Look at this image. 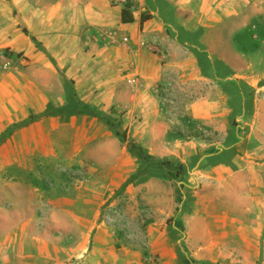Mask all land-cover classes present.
I'll use <instances>...</instances> for the list:
<instances>
[{
  "label": "rangeland",
  "instance_id": "1",
  "mask_svg": "<svg viewBox=\"0 0 264 264\" xmlns=\"http://www.w3.org/2000/svg\"><path fill=\"white\" fill-rule=\"evenodd\" d=\"M121 1L114 6L129 0ZM93 3L75 0L66 14L52 0L33 6L34 18L82 22ZM167 3L166 13L176 15L164 30L168 38L144 39L164 73L154 85L159 102L148 125L152 109L146 117L133 97L131 106L117 96L105 100L101 81L91 89L52 64L50 74L30 72L25 54L0 53V264H264L261 219L196 224L195 235L184 225L204 189L202 160L228 143L207 123L217 113L222 123L234 122L233 148L241 158L257 144L246 122L255 104L264 103V0ZM247 19L248 26H239ZM56 30L42 37L57 60L87 68L72 45L56 39ZM125 34L132 31L119 33ZM112 78L121 86L120 76ZM177 139L178 149L199 141L194 159L175 155ZM198 244L215 250L199 251Z\"/></svg>",
  "mask_w": 264,
  "mask_h": 264
},
{
  "label": "crops",
  "instance_id": "2",
  "mask_svg": "<svg viewBox=\"0 0 264 264\" xmlns=\"http://www.w3.org/2000/svg\"><path fill=\"white\" fill-rule=\"evenodd\" d=\"M51 1L34 0V5H31V0H0V53L4 49H10L12 52L25 54L30 60V72L32 69V72L35 73L40 71L50 74L49 66L52 64L60 70L67 71V74L76 80L77 85L82 83L88 86L91 84V89L94 87V83H97L96 81H101L108 90V94L104 97L105 100L109 101V97L112 99L117 96L119 101L131 106L130 99L133 97L134 106L141 109L144 112L142 115L146 117H148L147 109H152L148 120H146L148 125L151 122L150 119L155 115L153 111H156L159 102L153 94V89L160 80L158 77L164 73H162L163 69L158 68L155 55L143 48L146 47L144 39L155 37L156 39L161 38V41L164 42V37L168 38L164 30L167 29V26L173 27V20L176 17L174 15V19H171L172 15L166 13L170 10L168 0H129L135 4V8L140 5L141 9L138 13L134 11L135 21L131 24L122 23L123 6H114L117 0H105V3L93 0L94 3L87 14L88 19L82 22H72L64 18L54 21L49 19L47 14H40L38 19H35L34 15L38 11L33 13L35 9L33 6L50 5L46 3ZM56 1L60 3V11L66 13L71 8L69 4L75 0ZM155 1L162 2L161 6L156 5ZM101 6L104 7L103 11ZM143 14H149L153 18L141 25ZM245 20L246 17L241 19L242 22ZM248 22L247 19L245 23L238 25L248 26ZM54 27L57 28L56 39L72 45L74 50L78 51V55L85 59L87 68H80L78 65L74 66L57 60L58 57L54 53L55 51H52V46L42 37L50 33ZM76 28L79 31H75ZM128 29L132 31L131 36L128 34L119 35L120 31ZM187 29L184 27L181 33L184 34V37L190 38L191 32H188ZM68 33L71 36H67ZM36 43L41 47H35ZM230 50L232 54V48ZM217 52L223 53L220 50ZM231 57L234 58V56ZM37 60H39V64H36ZM83 71L85 72L83 73ZM81 75L92 76L90 79H83L84 77ZM119 76L121 77L119 83L122 84L116 86V80L112 77ZM131 81H134V85L130 84ZM127 82L131 86H127ZM104 93L107 92L104 91ZM214 105L216 108L222 106L220 102L214 103ZM194 106L200 107V104L195 103ZM250 107H252L251 104L247 106V109ZM259 107H264V103L255 104L256 111L246 122L248 125H252L251 133H254V136L251 135V137H254L257 144L254 148L247 150L245 158H241L238 151L233 148L239 138L236 135L238 130L232 131L235 129L233 121H231L232 123H222L219 121L220 113H217L218 116L216 114L215 118L207 123L211 130L222 135L228 143L217 156L206 155L202 160L203 164H200L204 165V168L201 171L198 168L200 176L204 178V189L194 197L196 201L193 199L191 202V213H185V216L190 215V218L186 217V221H184V225L188 226L191 234L195 235L196 224H205L210 227L221 219L225 225L240 219L247 221V224H254L255 219H261L264 227V114ZM251 137L248 139L250 140ZM174 143L175 147L182 146L178 139ZM199 144V141H195L188 147L185 146L181 149L177 147L175 155L188 154L193 156L191 159H194L196 149L195 151L192 149L201 146ZM170 145V142L167 143V146L170 147ZM257 159L262 163L253 162ZM186 162L187 160L181 163L186 164ZM190 188L193 187L190 186ZM215 217L216 221H214ZM198 245L199 251L215 250L212 246Z\"/></svg>",
  "mask_w": 264,
  "mask_h": 264
},
{
  "label": "trees",
  "instance_id": "3",
  "mask_svg": "<svg viewBox=\"0 0 264 264\" xmlns=\"http://www.w3.org/2000/svg\"><path fill=\"white\" fill-rule=\"evenodd\" d=\"M134 11H135V4L133 2L127 1L126 4L123 6L122 12H121V20L123 24H131L134 23L135 21V17H134ZM152 16L149 14H143L141 16V25H143L144 23L152 20ZM116 135L117 136H124L120 135V133L118 131H116ZM135 149V147H133ZM132 148V149H133ZM143 160V159H142ZM158 166H166V167H172L173 164L170 161H157ZM179 169L182 170L183 167L179 166ZM178 172L180 173V171L178 170ZM177 173V174H179Z\"/></svg>",
  "mask_w": 264,
  "mask_h": 264
},
{
  "label": "built area",
  "instance_id": "4",
  "mask_svg": "<svg viewBox=\"0 0 264 264\" xmlns=\"http://www.w3.org/2000/svg\"><path fill=\"white\" fill-rule=\"evenodd\" d=\"M124 2H125V0H122V1H121V3H124ZM125 4H126V3H125ZM125 4H122V5L124 6ZM153 44H154V43H152V42L149 43V45H147V48H150V49L153 50V48H154L153 46H155V45H153Z\"/></svg>",
  "mask_w": 264,
  "mask_h": 264
}]
</instances>
